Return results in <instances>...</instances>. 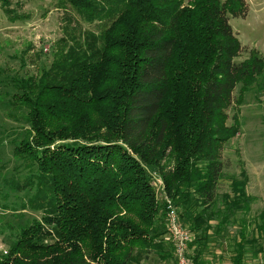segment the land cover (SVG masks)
Here are the masks:
<instances>
[{"label": "trees", "instance_id": "16d2710c", "mask_svg": "<svg viewBox=\"0 0 264 264\" xmlns=\"http://www.w3.org/2000/svg\"><path fill=\"white\" fill-rule=\"evenodd\" d=\"M60 2L102 29L14 84L9 104L28 129L12 152L26 177L9 188L25 189L19 207L40 217L0 264H135L150 252L175 263L165 201L203 264L211 233L236 225L253 203L244 169L222 192L224 147L239 134L244 96L264 78V55L229 25L246 16L245 0ZM11 6L0 0L13 16ZM149 172L162 181V201ZM258 220L264 239V209ZM242 252L239 244L232 264H242Z\"/></svg>", "mask_w": 264, "mask_h": 264}, {"label": "rangeland", "instance_id": "374dc122", "mask_svg": "<svg viewBox=\"0 0 264 264\" xmlns=\"http://www.w3.org/2000/svg\"><path fill=\"white\" fill-rule=\"evenodd\" d=\"M245 2L246 16L229 18V25L242 46L264 55V0ZM11 9L13 16L0 8V245L5 249L13 243L19 230L40 217L38 212L19 207L25 201V189L9 188L12 180L21 186L26 177L12 152L15 141L28 129L23 111L11 110L9 104L15 92L14 84L48 68L63 45L82 43L86 35L99 34L102 29L97 22L82 20L60 0H12ZM261 82L264 78L244 96L238 115L239 134L223 150V159L228 160L229 166L224 171L222 192L228 191L227 177L238 176L244 169L249 179L247 193L253 203L248 214L236 215V225L228 224L218 235L211 233L200 257L203 264H232L239 244L243 249L242 264H264L263 233L254 228L264 209V83L260 85ZM261 86V91L256 90ZM238 91L239 87L235 94ZM149 173L156 196L159 201L164 200L161 179ZM11 206L15 209H10ZM242 227L247 243H243L239 234ZM164 238L170 240L166 234ZM135 264L175 263L173 258L164 260L157 252H150L136 257Z\"/></svg>", "mask_w": 264, "mask_h": 264}, {"label": "built area", "instance_id": "2783aa9c", "mask_svg": "<svg viewBox=\"0 0 264 264\" xmlns=\"http://www.w3.org/2000/svg\"><path fill=\"white\" fill-rule=\"evenodd\" d=\"M166 231L173 243L175 264H195L188 251L190 233L177 219L172 205L167 202L165 206ZM0 254L6 255V249L0 245Z\"/></svg>", "mask_w": 264, "mask_h": 264}]
</instances>
